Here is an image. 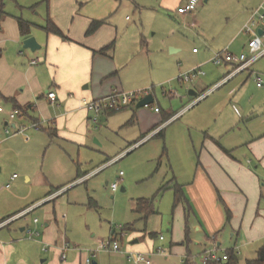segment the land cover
Wrapping results in <instances>:
<instances>
[{
  "label": "rangeland",
  "instance_id": "obj_1",
  "mask_svg": "<svg viewBox=\"0 0 264 264\" xmlns=\"http://www.w3.org/2000/svg\"><path fill=\"white\" fill-rule=\"evenodd\" d=\"M51 1L4 0V4L6 12L13 16L29 18L44 26L47 16L51 17ZM56 1L58 3L59 0L54 2ZM148 1L149 5L147 3V7L140 11L117 6L108 11V16L111 14L110 17L114 19V24L119 27L122 35L120 44L116 40L119 52L115 60L128 62L126 71L131 69L135 64L134 59L139 57L142 38L148 45L150 43L152 64L144 60L146 77L150 80L149 87L122 92H149L155 100L151 106L141 109L125 108L116 112L110 123L103 119L99 130L100 137H96L99 145L93 140L82 150L62 143H53L41 129H30L3 141L6 137L5 121L9 118L5 113H0V214L12 208V213L6 216L14 215V212L26 206L20 208L25 201L35 197L44 198L51 191V185L54 188L65 187L64 184L77 179L79 168L83 174L94 172L86 182L76 181L75 184L62 188L63 192L56 198L42 202L35 207L34 212L14 221L12 228L23 241L37 240L40 237L30 239L28 230L41 234L45 223L57 220L59 238L61 239L62 235L67 236L71 240L72 250L73 244H76L82 254L90 255L93 262L98 264H129L126 256L101 250L103 244L113 243V240L118 242L123 253L154 252L153 264H186L187 261L203 264L205 255L202 249L188 244L185 239L187 222L183 203L176 206L175 202L177 188H181L183 193L186 192L182 183L183 172L190 177L194 169H185L183 165L177 164V160L181 155L184 157L182 163L187 160L191 138L196 139L199 126L204 121L209 125L211 123V126H218L222 118L226 117L229 125L236 131L264 130V57L249 71L235 74L206 98L198 100L203 93L214 88L216 83L233 71L232 65H215L209 61L201 64L202 59L207 60L212 53L225 50L238 57L242 54L249 56L250 35L240 32L231 43L230 40L238 32L244 20V13L249 19L261 2L201 0L194 12L196 15L200 14L196 23L193 18L186 20L176 14L179 7L164 8L158 5L160 0ZM94 5L92 3L87 6L91 13L98 12ZM57 8L59 5H56ZM259 29L264 30V22L259 23L257 30ZM38 33L46 37L43 32ZM262 38L264 44V37ZM169 44L179 47L181 51L173 53L168 47ZM194 49L200 54L195 55ZM198 67L204 76L188 83L180 81V77ZM173 72L175 77L164 82L166 75L170 76ZM252 72L262 75V87L257 86L255 75L250 76ZM230 80L233 81L228 84ZM233 88L234 92L230 93ZM190 91L197 92L198 96H190ZM194 100H197L195 108L190 114L176 118L165 131L164 139L150 138L138 147L127 149L145 134L141 131L140 124L145 125L144 122L154 120L156 113L151 109L162 111V115H157V123H160L165 113H178L185 106L193 104ZM1 106L5 107L3 104ZM131 110L144 111L145 116L142 120L128 124L130 118L125 117ZM19 120L20 117H17L14 121ZM123 152L125 155L114 158ZM110 158H114V162L104 164ZM120 173H123V181L119 183L118 190L113 192L111 186L118 181ZM13 175L18 178L11 182ZM49 175L51 179L48 178ZM27 177L30 180H27ZM7 184L11 187L6 188ZM139 199L153 201V207L160 213L162 225L160 219L155 221L154 217L150 216V220L146 221L133 212L134 204ZM35 218L39 221L37 225L34 224ZM128 226L136 231V234L147 230L156 232L158 237L163 236L164 241L161 242L158 238L150 246L145 244L149 251L130 250L134 232L129 231ZM22 227L27 230L21 232ZM232 247L231 236L228 234L223 246L212 254L222 258ZM259 247L252 246L237 254L239 263L246 264L248 260L257 258ZM158 249H162L164 253L158 252ZM94 254L96 256L93 258ZM122 260L124 262H121ZM214 264H226V261Z\"/></svg>",
  "mask_w": 264,
  "mask_h": 264
},
{
  "label": "crops",
  "instance_id": "obj_2",
  "mask_svg": "<svg viewBox=\"0 0 264 264\" xmlns=\"http://www.w3.org/2000/svg\"><path fill=\"white\" fill-rule=\"evenodd\" d=\"M54 1H51L52 18L49 15L47 18L50 17L70 41L47 34L41 28L42 25L24 17L22 19L32 23L35 27L29 36L23 37L18 25V19L21 17L13 16L8 12H6L8 16L1 23L0 108L2 111L0 113H5L9 118L8 121H5L6 137L3 141L10 140V137L17 134L25 133L33 129L31 128L32 124L39 123L53 143H62L71 148L78 147L82 150L87 148L93 140L99 145L96 137H100L99 130L102 127L103 119L110 123V120L116 115V112L106 113L95 124L90 120L91 113L83 107L82 101L84 99L103 98L110 95L114 90L135 91L149 87L150 80L146 77L144 60L148 63L150 61V43L148 45L142 38L139 57L134 59L135 64L126 71L128 62L122 63L123 60H119V62L115 60L117 52H119L118 46L116 48V40L119 43L122 35L119 27L114 24V19L110 17L111 14L108 16V11H112L117 6L118 8H134L140 11L147 7V3L149 5L150 2L148 0H59L58 3ZM185 1L160 0L158 5L176 9L177 7L180 8ZM92 3L95 4L94 7L98 9V12L91 13L87 9V6ZM56 5H59V8L56 9ZM178 9L176 14L183 16L186 20L193 18L196 23L198 22L200 14L181 15L178 13ZM249 19L244 13V20L230 43L240 32L245 33L243 29ZM93 21H104V24L93 35L87 36V30ZM38 32H43L46 37ZM30 36H34L41 45V49L35 53L29 50L24 52L22 49L23 40ZM261 36L264 37V31ZM112 42H115L113 50L106 51L104 54L99 53L101 49ZM168 47L175 54L181 51L179 47L173 44H169ZM193 53L195 55L200 54L196 49L193 50ZM213 56L212 53L207 60L202 59L201 64L207 61L212 63ZM33 60H37L38 64L32 65L31 61ZM232 67L234 71V66L232 65ZM233 71H230L228 75ZM251 74L262 76L253 72L250 73V76ZM174 77L175 73L173 72L170 76L166 75L163 81L171 80ZM223 80L216 83L211 90L220 87ZM233 80H230L228 84ZM234 90L233 88L230 93ZM48 92L57 94V103L51 104L48 101ZM196 101L194 100L193 104L185 106L178 113H165V117L160 123H157V115H162V111L156 112V108L151 109L156 113L154 120L144 122L145 125L140 124V129L145 134H142L139 141L130 144L127 149H131L151 135H154L152 139L158 138L155 135L161 130H163V137L160 138L164 139L165 131L170 124L176 118L190 114L195 108ZM2 104L5 107H2ZM16 106L26 110L25 113L22 112L23 116L20 117L19 122L14 121L15 119L11 120L9 116ZM130 107L136 108V105ZM144 113V111L131 110L125 118H130L128 124L134 123L139 119L142 120L145 116ZM152 124L154 126L149 130ZM199 127L196 139L191 138L190 153L186 158L189 163L187 160L182 163L183 155L177 160V164L183 165L185 169H194L193 174L190 173V177L186 176L185 172L182 174V183L186 189L181 202L187 222L185 239H187L188 227V244L191 243L196 248H201L205 256L207 253H213L222 247L228 238V234L231 236L232 249L237 251V254L252 246L261 247L264 243V130L236 131L229 125L226 117L222 118L218 126H211V123L209 125L204 121ZM6 129L11 131L13 129L14 132L7 134ZM22 129L23 132H18ZM187 150L189 151V149ZM124 153L114 158L121 157L125 155ZM129 154L130 152L127 155ZM191 155H195V157L193 158ZM114 158L106 160L104 164L113 161ZM78 170L77 179L64 184L65 187L75 184L76 181L86 182L94 173L83 174L80 168ZM118 177L117 182H122L123 175L120 173ZM48 178L51 179L52 177L49 175ZM27 180L30 178L27 177ZM46 180L48 181L47 178ZM48 184L51 185L50 182ZM62 188H54L51 185V191L44 198L35 197L25 201L20 205V208L23 205L26 206L12 215L15 216L47 201L55 193L63 192ZM56 189L61 190L52 193ZM27 203L32 204L27 205ZM49 203L46 202V204ZM228 210L230 213L227 212ZM11 211H13L12 208L2 211L0 220L13 217L12 215L6 216L8 213H12ZM135 214L145 219L143 214ZM5 216L6 218H3ZM150 216L154 217L155 221L160 219V224H163L159 218L160 213L153 206ZM149 217L145 220H150L151 217ZM36 219H34V224L37 225L39 221L37 219L38 222L35 223ZM12 224L0 228V264H85V260L90 257L88 254H82L77 245L73 244L74 249L72 250L70 247L71 250L66 252L67 259L62 260L64 245L71 246L72 243L65 235H62L61 239L59 238L57 220L45 223L42 231L39 230L41 232L40 237L37 240H29L30 242L23 241L12 228ZM128 228L129 231L134 232L131 237L130 244L132 246L129 247L130 250L149 251V247L145 244L150 246L155 239L161 237H158L156 232L148 230L142 233L139 231L136 234V231L129 226ZM26 230L25 227L21 228V232ZM114 233L115 231L112 232V234ZM158 240L160 241V239ZM126 253L118 252L124 256ZM93 264L98 263L94 261Z\"/></svg>",
  "mask_w": 264,
  "mask_h": 264
},
{
  "label": "built area",
  "instance_id": "obj_3",
  "mask_svg": "<svg viewBox=\"0 0 264 264\" xmlns=\"http://www.w3.org/2000/svg\"><path fill=\"white\" fill-rule=\"evenodd\" d=\"M201 0H186L185 3L178 9V13L181 15H186L189 13H194L197 10V7L199 6ZM264 22V0H261V5L260 7L252 14L251 18L249 19L248 23L245 25L243 31L251 35L252 38L248 44V51H249V56H246L245 54L240 55L239 57L236 55H233L228 52V50L222 51L215 53L213 58L211 59V62L215 65H223V64H228V65H233L234 66V71L230 73L220 84L223 85L226 83L230 78H232L235 74L239 72H243L245 70H249L259 59L264 57V44L262 41V36L259 35V30H257V27L259 23ZM264 31V30H263ZM32 65L38 64L37 60L31 61ZM205 74L201 72L200 68H195L191 70L189 73L185 74L184 76L180 77V81L184 83L192 82L194 79L204 76ZM256 82L258 87L263 86V79L261 76H256ZM213 90H209L208 92H205V94L199 97L198 100L206 98L208 95H210ZM149 92L142 93V92H122L119 90H114L110 95L99 98V99H94V100H87L84 99L82 101L84 109L91 113V118L90 120L93 123H98L100 120V117L103 116L106 113L109 112H119L127 107H130L131 105H136L139 100H141L143 97L149 95ZM47 99L51 104H55L58 101V96L55 92H48L47 94ZM0 111L2 109L0 108ZM156 112H159V109H155ZM10 119L14 120L17 117L23 116V113L15 109L10 113ZM31 128L40 130L41 125L39 123H34L31 125ZM18 132H23V129L18 131ZM7 134H12L13 132L9 129H6ZM154 135H151L149 137L144 138L140 143H137L135 147H138L142 145L143 143L147 142L150 138H152ZM114 162L110 161L108 163L112 164ZM123 175V173H121ZM17 175H14L11 177V182L15 181L17 179ZM7 188H10L11 185L8 184L6 186ZM112 190L116 192L119 187V183L116 182L112 186ZM61 193V192H60ZM60 193H55L54 195L50 196L48 200L56 198ZM37 205L24 210L23 212L5 220L4 222L0 223V228L6 227L13 223L14 221L24 218L27 215H29L33 210L35 209ZM37 219L35 220V223H37ZM29 238L33 239L34 237L40 236V233L38 231H32L28 230L27 231ZM160 241H164L163 236H161ZM70 250V246L68 244L64 245L63 248V254H62V260H66V252ZM101 250L103 251H108V252H113L117 253L120 252V246L117 241H113V243H107L103 244L101 246ZM158 252L164 253L162 249H158ZM154 252L149 253V254H144V253H132V252H127L126 253V258L129 264H153L152 261V256ZM96 255H93V258ZM228 259L227 255H224L222 258H217L214 254L211 252L207 253L206 256L203 257V264H212L216 262H221V261H226ZM93 260L91 257H88L85 260V264H93Z\"/></svg>",
  "mask_w": 264,
  "mask_h": 264
},
{
  "label": "trees",
  "instance_id": "obj_4",
  "mask_svg": "<svg viewBox=\"0 0 264 264\" xmlns=\"http://www.w3.org/2000/svg\"><path fill=\"white\" fill-rule=\"evenodd\" d=\"M7 16H8V14L5 11L4 0H0V30L2 29L1 23H2V21ZM102 24H104V21H93L91 23L90 27L87 30V33H86L87 36L93 35L99 29V27L102 26ZM18 25H19L20 33H21V35L23 37L29 36L31 34V32H32L33 27H35V25H33L32 23H29V22L25 21L22 18H19L18 19ZM41 28L47 34H52V35H55V36H58V37L62 38L63 40L70 41V39L53 22V20L50 17L47 18L45 26H43ZM114 47H115V42H112L108 46H106L103 49H101L99 51V53L104 54L106 51L113 50ZM1 56H2V50H0V58H1ZM15 109H18V110H20L23 113L26 112L25 109H23L21 107H18V106H16ZM165 121H163V122H165ZM41 130H42V128H41ZM155 136L156 137H163V130H161ZM59 190H61V189L53 190L52 193H54L56 191H59ZM183 197H184V195H183L182 189L181 188H177L175 190V202H176V206L178 204H181V202L183 200ZM152 206H153V201L152 200H149V199H139V200H137L135 202L134 212L135 213L143 214L145 216V219H147L152 214ZM227 212L230 213L229 210ZM7 219L0 220V223L4 222ZM186 242H188V227H187V239H186ZM227 257H228V259L226 260V264H240L239 263V259H238V255H237V253H236V251L234 249H230V250L227 251ZM186 264H192V263L190 261H187ZM212 264H214V263H212ZM246 264H264V243L259 248V250L257 252V258L252 259V260H248L246 262Z\"/></svg>",
  "mask_w": 264,
  "mask_h": 264
},
{
  "label": "water",
  "instance_id": "obj_5",
  "mask_svg": "<svg viewBox=\"0 0 264 264\" xmlns=\"http://www.w3.org/2000/svg\"><path fill=\"white\" fill-rule=\"evenodd\" d=\"M259 35H263L262 30H259ZM23 49L35 53L41 49V45L38 43L37 39L34 36H30L23 40ZM189 95L196 96L197 93L194 91H190ZM154 101L155 100L153 94H149L138 101V103L136 104V108L141 109L144 107L151 106Z\"/></svg>",
  "mask_w": 264,
  "mask_h": 264
}]
</instances>
